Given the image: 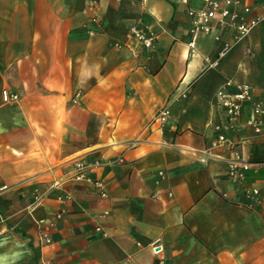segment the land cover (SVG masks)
Returning <instances> with one entry per match:
<instances>
[{
    "label": "crops",
    "instance_id": "1",
    "mask_svg": "<svg viewBox=\"0 0 264 264\" xmlns=\"http://www.w3.org/2000/svg\"><path fill=\"white\" fill-rule=\"evenodd\" d=\"M242 1L260 21L232 44L192 33L203 0H0V264H264V200L241 204L264 187V0ZM226 84L252 101L210 154Z\"/></svg>",
    "mask_w": 264,
    "mask_h": 264
},
{
    "label": "built area",
    "instance_id": "2",
    "mask_svg": "<svg viewBox=\"0 0 264 264\" xmlns=\"http://www.w3.org/2000/svg\"><path fill=\"white\" fill-rule=\"evenodd\" d=\"M205 8L201 10H190L188 16L191 18L192 33H210L217 26L223 30L232 32V44L251 32L260 19L253 15L252 9L242 0H203ZM133 37L146 49L154 48L156 35L153 32H144L136 27L131 28ZM215 40L219 41L220 36L216 35ZM231 44H225L221 50V55L225 54ZM226 84L215 93L218 107L224 112L221 122L213 125L214 138L210 143V154L216 150H234L239 142L229 138V134L236 132L238 121L242 116V109L245 104L252 101V89L248 85ZM2 101L5 103L16 102L18 95L2 91ZM170 114L169 107H164L155 120L164 121ZM262 109L259 104H253L251 114L245 118L244 124L256 136H264V125L260 119ZM247 140L242 139L240 143ZM264 145V142H263ZM79 170H83L81 165H77ZM249 170V164L245 161L237 160L230 164L228 174L231 178L242 180L245 171ZM76 180H84L83 173L76 176ZM99 191L100 198L107 197L103 183L99 180H85ZM264 200V187H253L246 191L242 206L253 208L254 203ZM100 230V227L96 228ZM105 235V234H104Z\"/></svg>",
    "mask_w": 264,
    "mask_h": 264
}]
</instances>
